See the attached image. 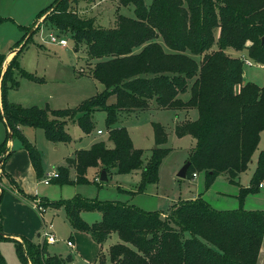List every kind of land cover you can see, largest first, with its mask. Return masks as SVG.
I'll return each mask as SVG.
<instances>
[{
    "label": "trees",
    "instance_id": "16d2710c",
    "mask_svg": "<svg viewBox=\"0 0 264 264\" xmlns=\"http://www.w3.org/2000/svg\"><path fill=\"white\" fill-rule=\"evenodd\" d=\"M78 1L55 0L38 13L37 19L45 15L43 23L49 28L70 34L75 46H85L89 60L95 63L92 77L104 90L72 109L24 108L8 103V91L19 85L9 70L5 71L0 79V120L9 129L0 145V168L11 190L34 201L4 171L12 154L6 150L9 136L11 141L19 138L40 179L41 154L22 135V129H41L47 141L66 144L70 142L66 124L76 123L87 135L93 129L96 111L105 113L108 141L113 147L96 142L87 150L75 151L66 159L75 170L74 181L68 179L65 168H60L51 183L86 184V171L95 168L106 176L111 169L117 174L141 170L137 192L156 184L159 165L169 152L163 148L167 142L164 128L152 123L155 147L143 165L144 151L133 147L126 128L114 127L120 114L147 110L152 102L157 109L197 111L196 120L174 127L176 137L189 136L195 141L186 178L204 173L205 189L222 174L236 184L264 133V83L257 86L245 82L243 59L226 51H245L248 60L264 68V44L260 42L264 36V0H151L148 5L144 0H118L121 6H133L134 17L118 16L112 29L96 28L92 19L80 17L72 9ZM33 27L22 28L24 34L15 48ZM31 37L12 58V69H18L17 57ZM19 76L43 82L21 68ZM185 94L188 97L183 100ZM111 97L115 102L108 104ZM260 184L264 185V147L250 185L239 188V207L234 210L213 209L201 195L175 205L164 216L134 205L80 196L59 201L40 199L39 205L62 209L73 231L88 233L99 245L115 233L119 243L109 249L111 264H257L264 238V211L245 210L243 199L257 192ZM3 192L0 179V201ZM87 212L100 213V220L86 223L81 214ZM1 240L14 244L23 264L64 263L48 255L44 243L4 236L0 223ZM0 264H6L1 253Z\"/></svg>",
    "mask_w": 264,
    "mask_h": 264
},
{
    "label": "rangeland",
    "instance_id": "374dc122",
    "mask_svg": "<svg viewBox=\"0 0 264 264\" xmlns=\"http://www.w3.org/2000/svg\"><path fill=\"white\" fill-rule=\"evenodd\" d=\"M55 0H0V55L3 57L0 61L1 77L7 69L18 82V89L9 90L7 101L10 104L19 105L27 108L36 106L39 108H48L50 110H65L76 108L84 100L89 99L101 93L104 90L97 80L92 77L94 61L89 60L85 46L75 43L70 34L62 33L56 29H51L43 23L45 17L37 19L38 13L46 10ZM148 5L151 0H144ZM73 11L85 19H92L94 27L101 29H112L116 25L118 16L133 18V6H121L118 0H79L77 4L72 5ZM31 40L23 47L17 57L19 67L12 69L9 67L12 58L15 56L24 41L18 48L15 44L24 34L22 28L33 26ZM56 33L67 42L66 47L50 44L48 34ZM11 51L10 55L5 57ZM231 57L247 59L245 51L237 52L232 49L226 51ZM8 59V61H6ZM250 61V60H248ZM20 68L32 76L43 79V82H32L19 76ZM244 78L257 86L264 83V69L255 65H243ZM187 94L181 98L187 99ZM115 98L108 99V104H113ZM151 103L149 109L137 111L130 114H120L115 128L124 127L128 131L133 147L144 151L143 165L150 157V150L155 147L152 131V123H159L165 130L167 142L163 146L169 150L168 154L162 159L158 168V181L156 184L147 185L141 192H137L140 183L141 170L129 174H117L111 169L107 174V180H99V172L95 168H89L86 171V184H68L58 185L50 183L44 185L41 179H38L35 186H26V196L34 199L30 202L22 199L25 207L31 212L27 217V224L23 231L29 233L31 225L38 223L40 229L32 237H25L33 243H44L42 234L44 231H50L55 238L53 245H47V254L57 257L64 261L63 264H111L109 249L111 246L119 243L115 233H112L107 240L99 245L93 241L88 233H71L69 223H67L62 209L42 208L38 211L35 201L46 199L48 201L69 200L75 196H80L89 200L101 202H119L126 205H134L145 212H156L166 215L175 205L195 200L200 193L205 191V175L197 173L195 178L180 179L176 175L180 169L188 162V158L195 141L184 136L178 138L174 134V127L178 123L185 121H194L197 119V111L157 109ZM93 129L89 134H84L74 122H68L65 126L66 132L70 137L69 143H51L45 139L44 132L41 129L25 127L22 129V135L31 143L41 154L43 164L48 175L57 172L60 168L67 170L68 179L74 181L75 170L67 165L66 159L74 155L75 151L87 150L96 142H104L108 148L113 145L108 141V131L105 126V113L96 111L92 115ZM101 131V134H97ZM6 139V129L0 120V145ZM13 149L22 148L18 137L12 139ZM264 147V133L260 135V141L257 149L253 153L247 169L238 175L239 183L247 185L251 182L252 175L256 169L257 159L260 151ZM8 150V148H6ZM0 179L4 177L0 168ZM230 183L225 174L219 175L211 190L207 192L205 201L216 210H230L239 207L238 185ZM263 185V184H262ZM3 191L8 189L1 184ZM263 187V188H262ZM259 187L257 192L247 195L243 199V208L245 210L264 211V185ZM129 192H137L130 194ZM219 192L224 197H218ZM11 195V193H10ZM14 198V196L12 194ZM40 204L39 201H36ZM32 213L34 215H32ZM86 223L98 222L100 213L87 212L83 215ZM92 220V221H91ZM36 234H40L39 238ZM80 234V235H79ZM70 237L74 240V249L66 246V240ZM45 244V243H44ZM0 253L7 264H23L17 254L15 246L7 240L0 241ZM262 258L264 254V238L261 245ZM260 257V256H259ZM258 259V263L260 264Z\"/></svg>",
    "mask_w": 264,
    "mask_h": 264
},
{
    "label": "crops",
    "instance_id": "0c3cea01",
    "mask_svg": "<svg viewBox=\"0 0 264 264\" xmlns=\"http://www.w3.org/2000/svg\"><path fill=\"white\" fill-rule=\"evenodd\" d=\"M10 53H11V51L7 55H4V56L7 57L10 55ZM6 61H8V59ZM244 81L250 82V81H246L245 78H244ZM5 129H6V133H7L6 126H5ZM23 130H24V128H23ZM11 142H8L6 144V148H8L9 151H12V154L9 156L6 163L4 164V171L14 180V182L16 183V185L18 186L19 189L21 188L24 192L30 193V191H27L26 186L27 185L35 186L36 182L38 181V178L36 177V174H35L32 166L30 164L27 152L21 147L18 149H13ZM69 157H71V156H69ZM43 163L44 162H43V158H42V170H43L42 178H44L48 175L46 168H45ZM195 177H196V175L192 178H195ZM50 183H51V181H50ZM214 183H215V181H214ZM1 184H3L8 189V192L11 193V195H10V193L8 194V193L3 192L2 198L0 201V216H1L0 223H1L2 232H3L4 236H9L10 238H13L19 242L21 241V238H22L21 235H23V236L26 235L25 237H32L33 232L34 233L38 232V230L40 229V226L38 225L37 222H35L34 225H31L32 230L29 231L28 234L23 231L24 225L27 224V217L31 214V212L25 207V204H23L22 199H20L16 195V193L11 190L9 183L5 179L1 180ZM213 184L211 186H213ZM237 185H238V188H240V187L245 188L247 186V185H241L239 183V178L237 180ZM211 186L208 189H205L204 192L200 193V194H202L201 197L203 199L205 198L204 195L211 190ZM221 193L222 192L217 193L218 197H219V195H220V197H224L223 196L224 194H221ZM12 194L14 196H16V198H14L12 196ZM36 201H39V200L36 199ZM30 202H32V201H30ZM234 209H236V208H234ZM234 209H230V210H234ZM224 210H227V209H224ZM84 214L85 213H82L81 216L84 220H86L85 217L83 216ZM32 215H34V214L32 213ZM92 223H94V222H92ZM69 227H70V225H69ZM70 229H71V227H70ZM74 232L75 231H73L71 229V233H74ZM49 233H50V231H49ZM52 235H54L53 232H52ZM40 236H41L40 234H36L37 238H39ZM31 241L33 242L32 238H31ZM43 242L45 243L46 250H47V245H53L54 244V243H52V244L47 243L44 240H43ZM67 242H71L72 245L68 246ZM66 246L72 250L74 249L75 246H74V240L72 237H70L69 239L66 240ZM259 256H260L259 262L262 263L263 258H262L261 249H260ZM263 257H264V254H263ZM28 264H30V262H28Z\"/></svg>",
    "mask_w": 264,
    "mask_h": 264
},
{
    "label": "built area",
    "instance_id": "2783aa9c",
    "mask_svg": "<svg viewBox=\"0 0 264 264\" xmlns=\"http://www.w3.org/2000/svg\"><path fill=\"white\" fill-rule=\"evenodd\" d=\"M48 42L50 44H54V45H59L61 47H66L67 42L64 38L59 37L56 33H49L48 34ZM243 59V58H242ZM243 64L246 66H251L253 65V62L248 61L247 59H243ZM97 134H101V131H97ZM58 176L57 172H53L50 175H47L46 177L41 179V183H43L44 185H48L50 183V181L53 178H56ZM195 175H193L194 177ZM263 185H259V187H262ZM36 208L38 211H42V207L37 204V202H35ZM43 240L47 243H54L55 242V238L52 234H50L47 230L44 231V233L42 234ZM68 246H71V242H67Z\"/></svg>",
    "mask_w": 264,
    "mask_h": 264
},
{
    "label": "water",
    "instance_id": "95a60500",
    "mask_svg": "<svg viewBox=\"0 0 264 264\" xmlns=\"http://www.w3.org/2000/svg\"><path fill=\"white\" fill-rule=\"evenodd\" d=\"M32 32H33V29L29 32L27 38L32 34ZM260 42H261L262 45L264 44V36L261 37ZM1 75H2V71L0 70V79H1ZM7 128H8V127H7ZM8 129H9V128H8ZM8 140H9V142H11V137H10V136L8 137ZM188 167H189V162H186L185 165L180 169V171L177 173L176 176H177L178 178H180V179H184V178H186V173H187V169H188ZM99 180H100L101 182H104V181L107 180L106 173H105L103 170L100 172Z\"/></svg>",
    "mask_w": 264,
    "mask_h": 264
}]
</instances>
